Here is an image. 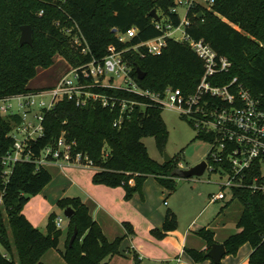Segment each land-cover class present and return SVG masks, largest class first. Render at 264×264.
I'll use <instances>...</instances> for the list:
<instances>
[{
    "label": "trees",
    "instance_id": "obj_1",
    "mask_svg": "<svg viewBox=\"0 0 264 264\" xmlns=\"http://www.w3.org/2000/svg\"><path fill=\"white\" fill-rule=\"evenodd\" d=\"M176 5L177 0H0V100L37 92L30 82L41 68L53 66L57 55H63L76 66L92 58L103 59L110 45L126 50L158 37L163 34L156 25L157 21L162 22L160 13L167 17L165 24L179 26L181 16L172 11ZM154 9L159 19L151 15ZM188 15L187 32L195 39H204L219 54L232 60L233 69L224 78L238 76L254 95L264 99V0H215L211 9L201 4L190 7ZM26 24L34 29V43L22 45V26ZM76 24L79 28H75ZM71 27L74 32L81 30L87 39L89 55H82L73 44L72 36L65 31ZM134 27L138 30L136 37L120 40V33ZM114 28L118 30L114 32ZM125 57L140 86L157 92L169 86L192 92L205 68L204 61L187 43L173 37L167 38V46L159 55L141 47L139 51L129 50ZM138 67L146 73L143 79L138 77ZM102 91L136 99L139 104L122 116L119 106L104 107L97 101L78 106L67 98L59 99L52 109L45 111L43 133L31 138L27 149L38 157L64 136L76 142L77 150L92 162L97 170L94 182L123 186L126 199L143 195L144 182L150 176L175 191L178 163L173 158L164 162L152 158L143 141L154 136L160 148L165 146L168 128L162 116L164 107L133 92ZM21 121L18 113L7 116L0 113V158L12 150V131ZM52 180L47 165L38 166L33 161L18 162L6 180L0 162V244L4 247L0 249V264H45L44 254L50 248H59L64 230L57 227L56 212L49 215L46 231L34 226L24 214L31 197L40 194ZM231 194L228 203L238 200L243 209L239 231L225 241L227 254H237L242 245L250 243L253 252L249 264H264V194L248 189H234ZM57 206L74 209L65 250L60 249L69 264H107L108 259L122 254L125 237L109 240L82 198L65 196ZM178 224L176 212L168 209L163 230L156 232L163 237L175 231ZM125 226L127 234L134 233L132 225L125 223ZM76 227L78 236L70 246ZM199 234L207 240L209 250L217 242L210 229L203 228ZM186 251L196 262L211 260V264H222L214 262L208 251L195 248Z\"/></svg>",
    "mask_w": 264,
    "mask_h": 264
},
{
    "label": "built area",
    "instance_id": "obj_2",
    "mask_svg": "<svg viewBox=\"0 0 264 264\" xmlns=\"http://www.w3.org/2000/svg\"><path fill=\"white\" fill-rule=\"evenodd\" d=\"M214 3L215 0L203 2L177 0L173 12L179 13V5L187 7L186 15L184 19L181 18L179 26L157 21V28L163 30L162 35L142 41L126 50H119L116 46L110 45L108 54L103 59L92 58L88 62L72 66L50 90L47 89L54 98L49 107H45V101L39 103L43 110L35 116L39 120L38 125L27 120L29 111L18 113L22 121L12 131L14 146L0 158L5 179L9 180L13 167L21 161H33L38 166H46L50 163L60 166H92L88 156L77 150L76 142H71L64 136L56 145L47 147L38 157L31 149H27L28 141L43 133L42 122L45 111L52 109L59 99L67 98L78 106H87L90 102L96 101L104 107L119 106L122 116L134 110L135 105L139 104L136 99H127L102 91V89H111L148 97L164 108L168 106L178 110L191 120L199 136L211 145L206 159V171L219 172L222 179L221 190L210 195V203L225 200L227 198L225 189H230L231 192L234 189H248L253 193L264 194V99L254 95L238 76L225 79L224 76L233 69L232 60L228 56L219 54L204 39L193 38L186 30L190 24L188 15L190 7L201 4L211 9ZM40 14H43V10ZM180 26L184 27L185 35L183 38L175 39L187 43L204 61V73L196 88L192 92L185 93L180 87L169 86L163 92L141 87L132 76L133 68L125 53L129 50L139 51L141 47H145L148 53L159 55L167 46V38L173 37V31ZM75 28H79V25L76 24ZM74 30V27L65 29L66 33L72 36V42L81 54L89 55L91 48L87 39L81 30L80 32ZM137 34L138 30L134 27L126 33H120L119 38L126 41L136 37ZM45 92L46 90H40L14 97L23 99L22 106L26 103L32 107L36 104L33 100L35 95H44ZM9 99L0 100V113L3 115L15 114L11 110L12 106L7 104ZM115 125H118V121ZM19 134L23 137L20 138ZM56 224L58 228H62L63 218L58 217ZM175 260L182 263L181 257ZM165 264L173 263L170 259Z\"/></svg>",
    "mask_w": 264,
    "mask_h": 264
},
{
    "label": "rangeland",
    "instance_id": "obj_3",
    "mask_svg": "<svg viewBox=\"0 0 264 264\" xmlns=\"http://www.w3.org/2000/svg\"><path fill=\"white\" fill-rule=\"evenodd\" d=\"M199 1L203 2L204 0ZM186 12L187 7L185 5H179L181 18L184 19ZM160 16H162V22L165 23L167 17L161 13ZM184 30V27L180 26L177 30L173 31V38H183L185 35ZM72 66L73 64L69 59L63 55H57L55 64L48 69L41 68L38 75L30 82V85L34 87L47 86L34 88L37 89V91L41 88L50 90ZM49 90H46L44 95H35L33 100L36 101V104L32 107L26 103L22 106L21 103L23 99L19 97L10 98L7 104L12 106L11 110L13 113L29 111L27 120L38 125L39 120L36 119L35 116L43 110V107H40L39 103L45 101V107H49L54 98ZM162 116L168 128V137L165 146L160 148L154 136H147L143 141L152 158L159 162H164L166 156L169 155L178 163L177 175L175 176L177 190L167 196V204L164 205L163 203V210L167 211L171 207L177 212L179 222L178 228L175 232L171 234L166 233L163 237L156 235L157 238L167 239L165 250L168 254V258H173V256L175 257L179 254L176 244L184 235H189L190 242L198 244L206 240L197 232L199 229H210L216 232L219 239L224 238L231 230H234L232 231L233 233L237 232L239 229L235 223V219L236 216L239 215L237 211L240 212V210L243 209V204L238 200H235L233 203H228L232 196L230 189H225L227 193L226 199L229 197V201L225 199L214 203L209 202L210 195L212 193H218L221 190L220 182L222 179L219 172L211 173L210 171H206L202 176H194L191 178H185L182 175V170L207 159L211 145L206 139L199 136L198 130L194 127L191 120L184 117L178 110L166 106L163 109ZM19 137L22 138L23 136L19 134ZM209 179L212 180L209 181ZM51 210L50 214L56 212L58 217L63 218V226L61 229H63L66 234L69 218L66 216L65 210L58 206ZM49 215H47L45 221L41 222L38 226L43 231H46ZM141 236L143 238L145 237L144 232L141 233ZM65 246V242H63L60 245L61 250H65ZM245 247H251V245L245 243L241 246L237 254H226L222 259V264H234L236 261H238L239 264H248V258L244 253ZM0 249L4 250L1 244ZM131 254L132 257L130 256ZM133 254L134 253L131 252L129 256L126 255V257L122 256L121 258H114V256L108 259L107 264H158L155 263L153 259H150L149 256L152 255H148L147 258H145L144 255L143 258L141 257L143 260L138 261L134 259ZM185 258H187L186 255ZM42 260L45 264H69L62 256L61 251L57 248H50L44 254ZM197 263L211 264V260H204Z\"/></svg>",
    "mask_w": 264,
    "mask_h": 264
},
{
    "label": "crops",
    "instance_id": "obj_4",
    "mask_svg": "<svg viewBox=\"0 0 264 264\" xmlns=\"http://www.w3.org/2000/svg\"><path fill=\"white\" fill-rule=\"evenodd\" d=\"M30 87L34 89L47 86L34 87L30 85ZM48 165L47 167L53 174L52 182L40 194L31 197L30 201L24 207V214L34 226L38 227L41 222L45 221L47 215L52 211L51 209L57 206L59 199L65 196H78L89 207L91 215L100 224L109 240L112 241L117 237H125L121 245V251L123 253L118 254L114 258L126 257V255L129 256V253L133 252L134 259L138 261L143 260L144 255L145 258L148 255H152L149 256L150 259H153L158 264H165L170 259L173 264H199L188 254L186 248L209 250V245L206 240V242L202 241L196 244L190 242L189 235H184L176 244L179 254L175 257L173 256V258H168L165 250L167 239L157 238L156 235L158 233L156 231H162L164 227L166 210H163V203L164 205L167 204V196L177 189L175 191L169 190L161 185L155 177L150 176L144 182L143 195L135 194L131 199H126V189L123 186L111 187L106 184L95 183L93 177L97 170L94 167L77 165L60 166L55 163ZM226 200L229 201V197ZM169 209L175 211L171 207ZM241 213L242 209L240 212L237 211V214H239L235 219L237 227ZM125 223L132 225L134 228L133 234H127L128 231ZM175 231H171L168 234ZM199 231L200 229L197 232ZM232 231L234 230H231L229 234L221 239L214 232L215 240L220 243H225L228 237L234 234ZM143 232L145 234L144 238L141 236ZM65 239L66 234L64 231L60 245L65 242ZM60 245L57 248L59 250L61 249ZM245 248L244 253L249 260L253 252V247L251 245V247ZM185 255L187 258H185ZM130 256L132 257V254ZM177 257L182 258V263H178L175 260ZM234 264L239 263L236 261Z\"/></svg>",
    "mask_w": 264,
    "mask_h": 264
},
{
    "label": "water",
    "instance_id": "obj_5",
    "mask_svg": "<svg viewBox=\"0 0 264 264\" xmlns=\"http://www.w3.org/2000/svg\"><path fill=\"white\" fill-rule=\"evenodd\" d=\"M151 15L153 17H155L156 19H159V15L156 11V9L153 10V12L151 13ZM202 15V13H201ZM114 32H116L118 29L114 28L113 29ZM20 43L23 44H33L34 43V29L32 27V25L30 24H26L22 26V34H21V38H20ZM137 72H138V77L139 79H143L146 75L145 72L142 71V69L140 67L137 68ZM172 157L167 155L165 158V161H171ZM207 168V162L206 160L192 166L189 167L185 170H182L181 173L185 178H191L194 176H202ZM65 214L66 216L70 219L73 214H74V209L69 207L65 210ZM78 228H75L74 234L71 237L70 240V246H73L77 236H78ZM227 254V248H226V244L225 243H220V242H216L212 245V247L210 248V250L208 251V255L209 257L216 263H220L222 261V259L225 257V255Z\"/></svg>",
    "mask_w": 264,
    "mask_h": 264
}]
</instances>
